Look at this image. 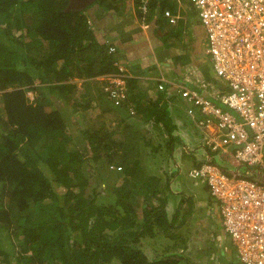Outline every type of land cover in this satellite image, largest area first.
<instances>
[{
  "label": "trees",
  "instance_id": "obj_1",
  "mask_svg": "<svg viewBox=\"0 0 264 264\" xmlns=\"http://www.w3.org/2000/svg\"><path fill=\"white\" fill-rule=\"evenodd\" d=\"M102 1L111 0L92 3ZM68 2L0 0V264H12V258L14 264H193L183 252L150 259L141 249L143 239L158 236L184 247L187 236L169 229L173 218L180 217L173 228L186 222L193 202L182 193L168 215L170 175L148 173L139 141L146 132L131 123V109L121 111L128 100L115 102L107 89L113 86L107 77L118 71L115 45L96 36L90 4L66 10ZM29 90L36 94L32 99ZM93 104L101 107L99 125L80 129L78 143L73 112ZM104 112L114 115L116 125L105 124ZM137 115L166 131L165 145L152 142L150 149L170 159L182 142L173 134L167 101L146 103ZM192 158V165L201 161ZM89 159L104 160L114 178L120 176L110 185L98 169L110 187L105 198L86 193ZM5 231L11 245L1 244ZM218 244L206 261L235 264L236 244L230 238Z\"/></svg>",
  "mask_w": 264,
  "mask_h": 264
},
{
  "label": "built area",
  "instance_id": "obj_2",
  "mask_svg": "<svg viewBox=\"0 0 264 264\" xmlns=\"http://www.w3.org/2000/svg\"><path fill=\"white\" fill-rule=\"evenodd\" d=\"M148 1L141 0L144 14ZM190 1L206 33L214 74L225 89L161 77L174 84L171 94L187 102L202 134L196 146L206 157L188 176L207 186L240 259L264 264V0ZM119 70L107 77L113 84L107 89L118 103L127 96V76L122 66Z\"/></svg>",
  "mask_w": 264,
  "mask_h": 264
},
{
  "label": "crops",
  "instance_id": "obj_3",
  "mask_svg": "<svg viewBox=\"0 0 264 264\" xmlns=\"http://www.w3.org/2000/svg\"><path fill=\"white\" fill-rule=\"evenodd\" d=\"M137 4V0H111L103 5L96 3L88 9L96 27V36L100 41L115 45L117 63L122 64L131 75L128 81L130 100L121 106V111L124 106L132 109L130 118L136 119L135 114L144 109L146 103L162 97L170 107L172 102L175 104V112L170 111L175 124L173 134L181 142L195 141L201 132L187 112L189 105L177 94H171L169 91L175 90L174 84L163 81L161 77L179 82H185V79L202 80L208 83L210 89L224 88L214 74L207 45L204 50L201 46L203 38L207 40V37L197 8L190 0H152L143 19ZM165 10L170 14L166 15ZM159 83L164 84L163 89L158 88ZM132 102H136L138 107L135 108ZM141 121L145 125L152 123V127L155 124L152 120ZM197 184L202 188L201 184ZM204 192L210 199L207 191ZM210 204L214 206L211 200ZM215 211L221 237L217 236V240L222 242L223 237L229 239V236L223 231L222 218L216 208Z\"/></svg>",
  "mask_w": 264,
  "mask_h": 264
},
{
  "label": "rangeland",
  "instance_id": "obj_4",
  "mask_svg": "<svg viewBox=\"0 0 264 264\" xmlns=\"http://www.w3.org/2000/svg\"><path fill=\"white\" fill-rule=\"evenodd\" d=\"M100 1V0H98ZM96 2V1H95ZM105 2L102 1L100 4L103 5ZM91 6L93 5L90 4ZM90 5L88 7H90ZM138 10L142 12V9L138 7ZM193 15H196L195 11L191 12ZM96 34V32H95ZM207 45L206 38H203L201 42V46L204 50V47ZM210 58V57H209ZM211 61V60H210ZM27 95L29 98H33L36 94L32 91H27ZM57 104H60L61 101L58 100ZM97 106L94 107V104L89 109H85L84 111L79 110L77 112H73V117L71 121L73 125L74 131V138L79 141V132L80 129L85 128L88 124L93 125H99V108L100 105L96 104ZM167 108L169 111L175 112V104L172 102L171 107L167 104ZM71 109V107H70ZM183 108L180 107V111L183 112ZM114 115H111L109 112H104V118L106 121V125H112L117 123V119L113 117ZM138 117V118H137ZM136 119H131V123L138 126L140 128L141 133L146 132L144 139L141 138L140 141V151H142V162L146 165L148 169V173L156 176H161V179H165L167 175H170V189L173 192V197L169 196V202L166 206V210L169 216L172 215L174 212V207L176 204H178V201L181 197V194L183 193L186 196H189L192 199L193 205H192V211L190 215L187 216L186 222L183 225H178L180 217L179 218H173L174 220L171 221L172 228L169 229V231H172V229H175L178 233H181L183 235H186L187 239L185 242L184 247H176L174 245V239H171L168 241L163 236H158L155 239H143L141 249L146 253V255L153 259L157 256L158 253H165L170 254V256H174L179 258L181 252H183V257L185 260H189L193 264H212L215 260L213 257L210 261H206L207 254L211 251H214L217 249L220 245L217 243V238L219 236V226L217 225V216L215 208L212 204H210V199H208L206 193L204 192L205 186L203 184L202 188L198 187V184L192 179L187 176V170L188 168L194 163L195 160H193L192 155L193 153L200 157H197V160L200 161L206 157L204 150H201L196 146V144L200 143L201 141L195 140V141H187L182 142L180 144H175L173 151H171V157L170 159L164 160L162 156H159V154L154 151L152 153L150 147L152 146V142H155V144H160L162 146L165 145V141L167 139V133L166 131H163L157 124H154L152 127V123H143L141 121V118L139 115L135 117ZM108 123V124H107ZM136 123V124H135ZM202 134H200L199 137H201ZM113 137L116 139L122 138V136L119 134H113ZM169 138V137H168ZM81 139V138H80ZM152 140V141H151ZM146 141L147 142L146 144ZM151 141V142H150ZM79 143V142H78ZM153 144V145H155ZM167 145V144H166ZM83 148H85L86 153L89 154L88 147L85 145H81ZM86 146V147H85ZM169 147V146H167ZM147 154H145V152ZM146 155L149 158H145ZM196 155V156H197ZM88 163V169H85L86 175H87V184H86V193L92 194V192H96L98 196H102L103 198L107 197L110 187L106 188L105 182L103 183V180L99 179V176L97 175L98 169L101 170L103 175L107 178L108 182H113L110 185H117L120 183V176L114 178V171L109 170L106 162L104 160L95 161L93 164L91 163V160H87ZM96 169H95V164ZM255 172H257V169H254ZM116 173L119 171H115ZM159 174V175H158ZM112 179V180H111ZM194 181V182H193ZM218 236V237H217ZM221 238V237H220ZM9 239V240H7ZM12 239H17V235L12 236ZM156 240V242H154ZM8 242L9 245H11V240L8 237L7 231L3 232V237L1 239V244H4L5 242ZM228 239L223 237V242H227ZM216 247V248H215ZM190 249V250H189ZM206 252V253H205ZM228 252V251H226ZM165 256V255H164ZM229 256V254H228ZM225 258V257H224ZM202 260V261H201ZM12 264L15 263V260L12 258ZM235 264H245L239 257L238 253H236L235 257Z\"/></svg>",
  "mask_w": 264,
  "mask_h": 264
},
{
  "label": "clouds",
  "instance_id": "obj_5",
  "mask_svg": "<svg viewBox=\"0 0 264 264\" xmlns=\"http://www.w3.org/2000/svg\"><path fill=\"white\" fill-rule=\"evenodd\" d=\"M142 3V2H141ZM141 5V4H140ZM140 5L138 6V7H140ZM148 10H149V1H148ZM139 11V10H138ZM166 11V10H165ZM148 12V11H147ZM143 13V12H142ZM147 14V13H146ZM89 15V14H88ZM90 16V15H89ZM90 20H92V18L90 19ZM119 66H122L123 67V70H122V73H124L125 74V76H127L126 78H125V87H126V93H127V96H126V98L125 99H123L122 100V102H127V100L129 101V95H131V93L129 94V84H128V82L127 81H129L130 79H131V75L127 72V69L122 65V64H120V63H118V71L119 72H121L120 70H119ZM117 71V72H118ZM117 72H115V73H117ZM131 112H133L132 111V109H131ZM200 139V138H199ZM199 141V140H198ZM254 169L255 168H253V171H254ZM255 172V171H254ZM256 173V172H255ZM188 176V175H187ZM189 177V176H188ZM190 178V177H189ZM193 179V178H192ZM194 181H196L195 179H193ZM197 182V181H196ZM198 183V182H197ZM200 184V183H199ZM204 186H205V190L207 191V193H208V195H209V192H208V188H207V186L204 184V183H202ZM210 196V195H209ZM210 200H211V198H210ZM212 201V200H211Z\"/></svg>",
  "mask_w": 264,
  "mask_h": 264
},
{
  "label": "water",
  "instance_id": "obj_6",
  "mask_svg": "<svg viewBox=\"0 0 264 264\" xmlns=\"http://www.w3.org/2000/svg\"><path fill=\"white\" fill-rule=\"evenodd\" d=\"M94 0H69L66 10L82 9L85 6L91 4Z\"/></svg>",
  "mask_w": 264,
  "mask_h": 264
},
{
  "label": "flooded vegetation",
  "instance_id": "obj_7",
  "mask_svg": "<svg viewBox=\"0 0 264 264\" xmlns=\"http://www.w3.org/2000/svg\"><path fill=\"white\" fill-rule=\"evenodd\" d=\"M196 155H197V153H196ZM196 155L193 153V156H194L196 159H197V157L199 158V156H198V155L196 156ZM194 165H195V164H194ZM194 165H191V166L188 168V170H189L190 168H192ZM188 170H187V173H186L187 175H188Z\"/></svg>",
  "mask_w": 264,
  "mask_h": 264
}]
</instances>
